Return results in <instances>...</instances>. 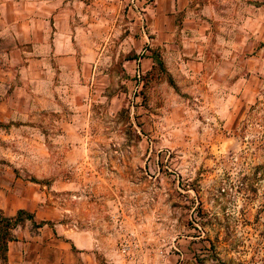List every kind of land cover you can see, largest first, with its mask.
<instances>
[{"label": "crops", "instance_id": "0c3cea01", "mask_svg": "<svg viewBox=\"0 0 264 264\" xmlns=\"http://www.w3.org/2000/svg\"><path fill=\"white\" fill-rule=\"evenodd\" d=\"M180 8L179 0H0V212L51 223L13 228L0 264H150L148 249L129 242L134 231L117 226L121 215L129 220L116 209L117 177L154 155L137 147V123L152 121L153 103L128 98L154 50L192 95L237 92L247 63L199 38L209 24H178ZM175 102L161 98L164 120L174 109V121H195L189 99Z\"/></svg>", "mask_w": 264, "mask_h": 264}, {"label": "rangeland", "instance_id": "374dc122", "mask_svg": "<svg viewBox=\"0 0 264 264\" xmlns=\"http://www.w3.org/2000/svg\"><path fill=\"white\" fill-rule=\"evenodd\" d=\"M179 3L182 10L173 12L178 24H209L199 38L206 34L225 56L247 61L239 70L243 80L233 94L192 95L184 81L142 76L128 102L153 103L152 121L137 123V147L147 145L154 155L149 163L131 162L117 177L116 209L129 219L124 224L121 215L117 226L134 231L127 240L148 249L150 264H264V0ZM224 38L227 46L219 42ZM162 97L170 98V107L189 99L195 121H174V109L164 120ZM101 206L104 216L114 210Z\"/></svg>", "mask_w": 264, "mask_h": 264}, {"label": "trees", "instance_id": "16d2710c", "mask_svg": "<svg viewBox=\"0 0 264 264\" xmlns=\"http://www.w3.org/2000/svg\"><path fill=\"white\" fill-rule=\"evenodd\" d=\"M151 57L154 61V64L150 70H148L143 76L144 79L150 78L152 79L157 74H162L167 79L168 83L174 85V81L171 75L167 72L166 67L163 63L161 54L159 51L154 50L151 54ZM148 81L145 80V84ZM25 220L33 221V214L24 210L17 211L16 215L13 217L3 216L0 212V260L5 263L6 260V251H7V243L8 241L13 240L12 229L15 228L19 224H23ZM45 224H51L48 221H40L39 223H35L33 221V228L41 227Z\"/></svg>", "mask_w": 264, "mask_h": 264}, {"label": "built area", "instance_id": "2783aa9c", "mask_svg": "<svg viewBox=\"0 0 264 264\" xmlns=\"http://www.w3.org/2000/svg\"><path fill=\"white\" fill-rule=\"evenodd\" d=\"M122 251H123V252L126 251V246H125V245H123V247H122Z\"/></svg>", "mask_w": 264, "mask_h": 264}]
</instances>
